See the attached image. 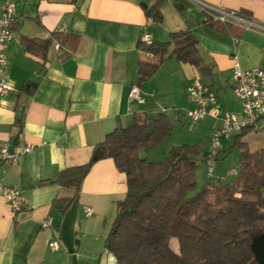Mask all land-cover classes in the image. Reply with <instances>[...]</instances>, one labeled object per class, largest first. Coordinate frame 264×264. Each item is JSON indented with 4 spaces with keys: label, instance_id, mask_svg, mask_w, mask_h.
I'll use <instances>...</instances> for the list:
<instances>
[{
    "label": "crops",
    "instance_id": "obj_1",
    "mask_svg": "<svg viewBox=\"0 0 264 264\" xmlns=\"http://www.w3.org/2000/svg\"><path fill=\"white\" fill-rule=\"evenodd\" d=\"M6 1L0 0V6ZM10 1L15 3L14 39L8 44L9 65L1 76L14 90L0 95V138L13 146L34 147L16 165L0 163V182L21 190L26 199L24 208L14 213L0 195V264H73L60 235L65 213L53 203L76 193L56 182L59 174L89 162L97 145L118 125L160 114L171 122L170 106L188 103L186 87L195 78L210 85L221 103L218 118L201 120H213L212 138L223 125L224 113L241 109L230 97L235 64L243 69L264 66V0H163L162 22L148 18L143 9L155 0ZM221 10H234L238 18L218 20L213 13ZM241 10L249 16L240 15ZM186 28L199 41L208 74L169 59L139 85V61L153 57L139 48L143 34L165 42L172 32ZM53 32L64 37L53 41L46 60L26 50L23 37L46 39ZM134 85L140 86L143 102L131 99ZM237 136L223 138L221 151L233 149ZM240 139L252 152L264 148V132L246 130ZM127 190L126 174L112 158L93 163L76 199L79 264H117L105 241L116 202ZM86 206L93 209L92 215L85 212ZM47 218L52 225L43 228ZM56 238L62 246L53 251L49 243Z\"/></svg>",
    "mask_w": 264,
    "mask_h": 264
},
{
    "label": "trees",
    "instance_id": "obj_2",
    "mask_svg": "<svg viewBox=\"0 0 264 264\" xmlns=\"http://www.w3.org/2000/svg\"><path fill=\"white\" fill-rule=\"evenodd\" d=\"M162 4L163 0L144 4L146 16L162 22ZM239 14L249 16L245 10ZM205 21L209 23V18ZM62 37L53 32L46 39L23 37V43L29 53L46 60L53 41ZM198 44L189 28L172 32L165 42H140L139 48L153 57L140 59L138 84L150 80L169 59L194 65L207 75L209 67ZM150 121L155 128L149 134ZM172 128L165 114L146 117L118 125L97 145L98 158H112L125 172L128 187L126 196L116 202V216L105 241L107 250L117 264H264V148L250 151L239 133L234 143L240 150L237 176L229 182H223L224 177L218 183L207 181L190 195L197 185L199 144L174 146L161 161L140 155L141 149L148 151L169 136ZM97 159L59 174L56 182L76 195L54 200V206L67 212ZM172 239L177 240V249Z\"/></svg>",
    "mask_w": 264,
    "mask_h": 264
},
{
    "label": "built area",
    "instance_id": "obj_3",
    "mask_svg": "<svg viewBox=\"0 0 264 264\" xmlns=\"http://www.w3.org/2000/svg\"><path fill=\"white\" fill-rule=\"evenodd\" d=\"M15 3L6 1L0 6V95H6L14 90L5 77L1 76L9 65L7 55L8 44L14 39L11 30V23L14 20ZM213 16L226 22L238 18V13L234 10H221L213 13ZM154 41L152 34L145 32L142 42L150 45ZM150 55H152L150 53ZM231 88L241 104L240 111L225 112L223 115V125L215 129L211 138L210 149L208 150L206 162L208 164L207 178H213L216 174L217 160L223 146V138H228L232 134H239L246 130L264 132V66L243 69L238 63L233 67ZM186 91L193 107L186 110V115L193 123L204 120L211 116L218 118L221 114V103L213 88L204 83L201 79L195 78L187 87ZM130 97L132 100L143 102L142 91L139 85L132 87ZM33 144L27 143L13 146L8 140L0 138V163H10L16 165L32 149ZM236 173L234 170L229 175ZM0 195L10 204L14 213L21 211L25 206V196L21 190L7 186L0 182ZM88 215L93 214L91 207H84ZM52 225V219L43 220L42 227L48 228ZM61 241L56 238L50 241L49 247L56 251L61 248Z\"/></svg>",
    "mask_w": 264,
    "mask_h": 264
},
{
    "label": "rangeland",
    "instance_id": "obj_4",
    "mask_svg": "<svg viewBox=\"0 0 264 264\" xmlns=\"http://www.w3.org/2000/svg\"><path fill=\"white\" fill-rule=\"evenodd\" d=\"M202 77L204 78L203 75ZM230 97L234 105L240 104V101L234 94H230ZM187 98V104H176L170 106L169 108L170 110L168 111V116L173 124L170 135L148 151L143 150L142 152L144 157L147 154L149 159L152 161H161L166 155H168L169 151L174 146H179L182 144H199L201 147V154L198 158V167L196 169L197 185L196 188L190 192V195H194L203 188L207 181L214 183L220 182L221 175L224 177L223 182H229L233 180L239 172L238 161L240 158V150L237 146L233 145V149H231V147H227L226 152L221 151L217 160L215 177L208 179L206 175L208 164L203 160V154L210 149L211 138L209 133L212 129L213 120L210 119L207 122L200 120L193 123L192 120L186 115V110L188 107H190L189 104L191 102L189 101L190 99L188 95ZM233 170H237V172L232 175L227 174L229 171L232 172ZM171 241L173 242V247L177 249V240L172 239Z\"/></svg>",
    "mask_w": 264,
    "mask_h": 264
},
{
    "label": "water",
    "instance_id": "obj_5",
    "mask_svg": "<svg viewBox=\"0 0 264 264\" xmlns=\"http://www.w3.org/2000/svg\"><path fill=\"white\" fill-rule=\"evenodd\" d=\"M202 15V14H201ZM155 128L154 121L148 123L147 133H152ZM100 151L95 153L94 158L97 159L100 156ZM78 214V202L75 200L71 207L65 213L62 225H61V240L70 254L73 256V264H79L76 256L75 246L79 243V239L75 238V222Z\"/></svg>",
    "mask_w": 264,
    "mask_h": 264
}]
</instances>
